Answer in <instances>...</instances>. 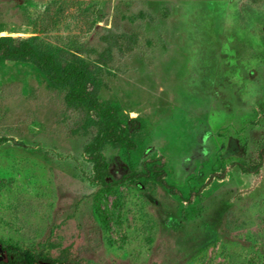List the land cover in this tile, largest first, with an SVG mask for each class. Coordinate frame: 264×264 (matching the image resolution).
Returning <instances> with one entry per match:
<instances>
[{
    "label": "rangeland",
    "instance_id": "rangeland-1",
    "mask_svg": "<svg viewBox=\"0 0 264 264\" xmlns=\"http://www.w3.org/2000/svg\"><path fill=\"white\" fill-rule=\"evenodd\" d=\"M4 35L86 69L98 103L0 57L4 247L69 264H264V0H0Z\"/></svg>",
    "mask_w": 264,
    "mask_h": 264
},
{
    "label": "trees",
    "instance_id": "trees-1",
    "mask_svg": "<svg viewBox=\"0 0 264 264\" xmlns=\"http://www.w3.org/2000/svg\"><path fill=\"white\" fill-rule=\"evenodd\" d=\"M0 57H18L33 60L55 82L70 83L72 85L73 89L68 96L70 102H87L91 105L98 106L90 87L92 81L86 69L80 68L77 63L73 62L62 64L57 51L45 46L41 38L34 35L28 37L12 35L0 36ZM106 114L104 113V115ZM113 129L114 125L108 123L103 128V133L117 142H123V140L114 136L117 134ZM259 154L260 157L264 156V141ZM95 159L98 165L103 164L101 155H95ZM260 164L261 161L257 162L253 160L248 163L247 167H244V170L251 172L252 170H256ZM159 178L163 184L171 188L173 192H176L174 186L168 184L163 177L160 176ZM96 210L100 219L107 223V210L102 206L101 202L97 204ZM5 247L9 252V260H3L0 264H69L50 257H43V255L35 254L30 250H25L15 245H7Z\"/></svg>",
    "mask_w": 264,
    "mask_h": 264
},
{
    "label": "water",
    "instance_id": "water-1",
    "mask_svg": "<svg viewBox=\"0 0 264 264\" xmlns=\"http://www.w3.org/2000/svg\"><path fill=\"white\" fill-rule=\"evenodd\" d=\"M0 260H4V261L9 260V252L2 243H0Z\"/></svg>",
    "mask_w": 264,
    "mask_h": 264
},
{
    "label": "flooded vegetation",
    "instance_id": "flooded-vegetation-1",
    "mask_svg": "<svg viewBox=\"0 0 264 264\" xmlns=\"http://www.w3.org/2000/svg\"><path fill=\"white\" fill-rule=\"evenodd\" d=\"M3 261V260H0V262Z\"/></svg>",
    "mask_w": 264,
    "mask_h": 264
}]
</instances>
